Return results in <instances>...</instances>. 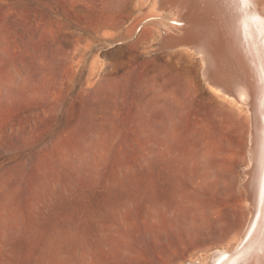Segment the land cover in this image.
Segmentation results:
<instances>
[{
  "label": "rangeland",
  "instance_id": "374dc122",
  "mask_svg": "<svg viewBox=\"0 0 264 264\" xmlns=\"http://www.w3.org/2000/svg\"><path fill=\"white\" fill-rule=\"evenodd\" d=\"M158 11L0 0V264H206L234 248L250 118L196 56L156 52Z\"/></svg>",
  "mask_w": 264,
  "mask_h": 264
},
{
  "label": "bare ground",
  "instance_id": "6f19581e",
  "mask_svg": "<svg viewBox=\"0 0 264 264\" xmlns=\"http://www.w3.org/2000/svg\"><path fill=\"white\" fill-rule=\"evenodd\" d=\"M151 2L157 5L160 14L152 15L145 22L157 20L163 24L159 29L156 52L184 50L196 56L202 64L201 78L209 89L244 106L250 118L247 150L250 164L244 167L248 177L245 186L250 217L234 248L212 251L206 264H264L262 37L258 32L241 34L238 31V15L230 0H145V3ZM254 11L264 13V0H257ZM163 14L172 16L168 18V25L163 21Z\"/></svg>",
  "mask_w": 264,
  "mask_h": 264
},
{
  "label": "snow or ice",
  "instance_id": "6c2138e0",
  "mask_svg": "<svg viewBox=\"0 0 264 264\" xmlns=\"http://www.w3.org/2000/svg\"><path fill=\"white\" fill-rule=\"evenodd\" d=\"M235 7L238 19V31L243 34L258 32L262 37V46H264V13H256L257 0H230Z\"/></svg>",
  "mask_w": 264,
  "mask_h": 264
}]
</instances>
